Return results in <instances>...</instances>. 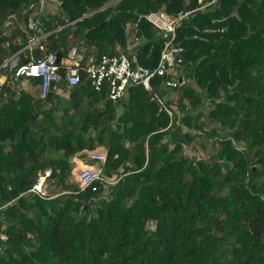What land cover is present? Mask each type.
<instances>
[{
	"label": "trees",
	"instance_id": "trees-1",
	"mask_svg": "<svg viewBox=\"0 0 264 264\" xmlns=\"http://www.w3.org/2000/svg\"><path fill=\"white\" fill-rule=\"evenodd\" d=\"M56 1L58 11L23 15L39 0H0V264H264V0ZM150 12L189 13L177 29L184 86L172 118L141 87L113 103L83 72L76 87L57 84L63 105L2 68L32 36L6 34L11 25L37 17L49 35L35 59L62 54L63 66L73 46L89 59L137 42L152 69L166 38L144 20ZM163 80L153 82L161 93ZM181 126L216 144L207 160L172 138ZM97 147L119 182L68 184L70 159ZM47 172L40 196L32 189Z\"/></svg>",
	"mask_w": 264,
	"mask_h": 264
},
{
	"label": "built area",
	"instance_id": "built-area-1",
	"mask_svg": "<svg viewBox=\"0 0 264 264\" xmlns=\"http://www.w3.org/2000/svg\"><path fill=\"white\" fill-rule=\"evenodd\" d=\"M45 1L39 0L38 3H32L22 14L25 15L28 11L37 7L43 8ZM188 15L189 13L185 12L178 14L176 18H171L164 12H150L143 17L147 23L158 30L159 34L167 35L160 60L157 66L152 69L140 64L136 51L137 42L129 45L127 48L128 55L120 51V55H103L101 57L92 55L89 59L85 58V54L78 46H73L68 50L65 56L66 64L63 66L61 65L62 61L60 65L57 64L56 54L47 55L44 59H35L32 50L39 47L41 40L49 35L43 32V25L37 17L31 19L23 28L26 32L32 33L29 43L8 58L3 63L2 68L9 76H14L17 79H38L40 81V98H46L49 93L58 89L57 84L62 80L60 76L61 68L66 69L65 81L69 87L80 85L82 83L81 74L84 72L94 90L100 92L104 86L108 88V96L113 103H117L124 98L128 86L141 87L144 91L151 94L160 108L172 118L171 109L161 92L157 91L153 82L156 78L164 79L160 87L161 91L168 89L179 90L184 86L183 79L181 83L178 79V74L181 72L183 65L182 54L184 50L176 44V40L177 29L181 21ZM16 19H10L6 25L14 23ZM60 29L58 28V30ZM93 52L95 53V51ZM26 54L28 55L27 61L21 64V56ZM89 161L97 166L86 167L78 172L77 182L82 189L97 183L103 184L105 188H111L119 182L117 178H109L103 170L102 165L106 162V155L92 154ZM48 176L46 174L43 177H39L32 192L45 196L46 193L42 186Z\"/></svg>",
	"mask_w": 264,
	"mask_h": 264
},
{
	"label": "rangeland",
	"instance_id": "rangeland-1",
	"mask_svg": "<svg viewBox=\"0 0 264 264\" xmlns=\"http://www.w3.org/2000/svg\"><path fill=\"white\" fill-rule=\"evenodd\" d=\"M43 8H41L40 10H45L46 8L48 9H55L54 11H58L59 8V2L56 0H52V2H49L48 0L45 1V3L42 6ZM16 27L23 29L24 25L23 23H19V24H13L11 25V29L9 31H7L6 34H9L10 31L14 30ZM5 76V73H4ZM22 88L26 89V90H30V88L27 85V82L24 81L22 83ZM32 92V90H30ZM177 93V94H176ZM171 94V101L170 102V107L172 109V111H175L177 109V100L179 97V93L176 92ZM210 110V109H209ZM179 124V123H178ZM180 125V124H179ZM173 133V132H172ZM199 132H197L196 130L192 131V130H188L187 128H185L184 126H181L179 128H176L174 130V133L172 134V138L180 141L184 147V151L185 154H187L188 156H190L191 158H195V159H205L207 160L215 151V147L216 144L212 143V142H203V144H201V140L199 137ZM92 155V152L89 153V155L87 156V159L90 160V156ZM87 160V161H88ZM85 162V161H84ZM97 166V165H94ZM86 167H93L92 165H87L86 164L84 166L81 167V170L83 168ZM96 168V167H94ZM80 171V167H76V168H72V177L69 179L68 184L74 185V186H78V182H77V174ZM48 174H50V172H47V176ZM50 184L49 180L45 181V184L42 186V188L44 189V192L46 193L45 195H47V185ZM107 191L102 193V196L107 197ZM2 238H5L4 235H2Z\"/></svg>",
	"mask_w": 264,
	"mask_h": 264
},
{
	"label": "crops",
	"instance_id": "crops-1",
	"mask_svg": "<svg viewBox=\"0 0 264 264\" xmlns=\"http://www.w3.org/2000/svg\"><path fill=\"white\" fill-rule=\"evenodd\" d=\"M179 74H182V73L180 72ZM179 74H178V76H179ZM182 79H183V77H182ZM55 91H56L57 94H59L60 100L62 101V104L63 105H66L67 102H68V100H69V93L68 92H63L61 89H57ZM177 91L178 90H169V89L162 91L161 95L163 96V98L167 102L168 106L170 105V102L172 103V101H171V99H172L171 98V94L176 93ZM171 107L169 106L170 109H171ZM171 111H172V109H171ZM91 152H92V154H103V155H106L107 150L105 148H103V147H97L94 151H91ZM91 152L90 151H87V150H82L80 153L76 154L73 158H71L70 159V164H71L72 168L73 167L76 168L78 166V167H80V170H81V167L84 166L85 164H86V166L87 165H92V166L96 165L95 163L93 164L92 162H90L87 159V156ZM119 171L121 172L122 169H120Z\"/></svg>",
	"mask_w": 264,
	"mask_h": 264
},
{
	"label": "water",
	"instance_id": "water-1",
	"mask_svg": "<svg viewBox=\"0 0 264 264\" xmlns=\"http://www.w3.org/2000/svg\"><path fill=\"white\" fill-rule=\"evenodd\" d=\"M186 11V10H185ZM159 37L162 38V39H165L167 37L166 34H159ZM61 61H62V54H57V64L60 65L61 64ZM60 76L62 78V80H65V77H66V69L64 68H61L60 70ZM182 74H179L178 76V79H179V82L181 83L182 82ZM52 93H49V95L47 96V98L50 100L51 97H52Z\"/></svg>",
	"mask_w": 264,
	"mask_h": 264
}]
</instances>
